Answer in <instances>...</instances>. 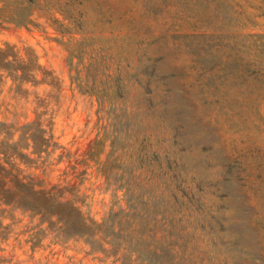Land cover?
I'll list each match as a JSON object with an SVG mask.
<instances>
[{
  "label": "rangeland",
  "instance_id": "1",
  "mask_svg": "<svg viewBox=\"0 0 264 264\" xmlns=\"http://www.w3.org/2000/svg\"><path fill=\"white\" fill-rule=\"evenodd\" d=\"M36 6L0 22V164L85 226L0 197V264H264V0Z\"/></svg>",
  "mask_w": 264,
  "mask_h": 264
},
{
  "label": "trees",
  "instance_id": "2",
  "mask_svg": "<svg viewBox=\"0 0 264 264\" xmlns=\"http://www.w3.org/2000/svg\"><path fill=\"white\" fill-rule=\"evenodd\" d=\"M35 9H37L36 0H0V22L26 25L30 23V17ZM97 93L95 91V94ZM32 125L36 131H41L36 123ZM0 197H5L8 202H13L26 209L51 212L66 218L73 217L78 225L85 226L84 218L71 204L53 200L50 193L34 187L30 179L10 174V169L1 164Z\"/></svg>",
  "mask_w": 264,
  "mask_h": 264
}]
</instances>
